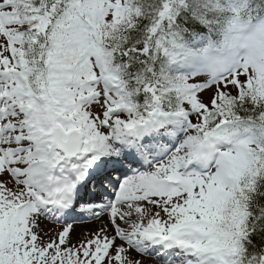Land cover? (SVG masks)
Listing matches in <instances>:
<instances>
[{"label": "snow or ice", "instance_id": "1", "mask_svg": "<svg viewBox=\"0 0 264 264\" xmlns=\"http://www.w3.org/2000/svg\"><path fill=\"white\" fill-rule=\"evenodd\" d=\"M0 264H264V0H0Z\"/></svg>", "mask_w": 264, "mask_h": 264}]
</instances>
